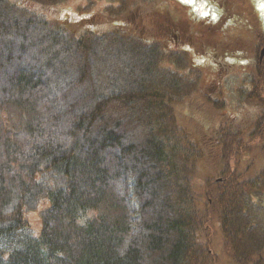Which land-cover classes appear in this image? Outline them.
<instances>
[{"label": "trees", "instance_id": "obj_1", "mask_svg": "<svg viewBox=\"0 0 264 264\" xmlns=\"http://www.w3.org/2000/svg\"><path fill=\"white\" fill-rule=\"evenodd\" d=\"M64 1L0 0V264H264L252 1L211 0L209 21L143 0L109 31L29 9Z\"/></svg>", "mask_w": 264, "mask_h": 264}, {"label": "rangeland", "instance_id": "obj_2", "mask_svg": "<svg viewBox=\"0 0 264 264\" xmlns=\"http://www.w3.org/2000/svg\"><path fill=\"white\" fill-rule=\"evenodd\" d=\"M7 1L18 4V0ZM251 1L264 25V0ZM144 5L143 0H65L49 6L35 4L30 6L29 9L43 15L51 22H57L59 25L68 27L71 32L81 30L78 23L93 16H96V21L89 27V30L109 31L114 29V26L121 25V18L126 14V11L132 10L136 6L142 7ZM179 6L187 7L188 14L196 20L205 18L209 21H214L218 16L211 0H152L150 3H146L145 9L167 12L171 17L177 18ZM112 9H116L118 14H110ZM64 21L66 23H62ZM238 82L239 77L234 74L228 75L223 81V86L227 90L230 99H233L232 86ZM190 108L192 109V112L188 110L190 116H201L199 113L193 112L195 111L194 107ZM262 205L264 208V197ZM46 206L47 201L41 199L34 211H27L24 214L28 219L33 235H36L39 231V212ZM223 263L231 264V261L224 257Z\"/></svg>", "mask_w": 264, "mask_h": 264}]
</instances>
